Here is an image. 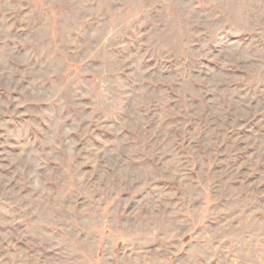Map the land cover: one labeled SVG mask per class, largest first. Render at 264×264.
Here are the masks:
<instances>
[{"label":"rangeland","instance_id":"obj_1","mask_svg":"<svg viewBox=\"0 0 264 264\" xmlns=\"http://www.w3.org/2000/svg\"><path fill=\"white\" fill-rule=\"evenodd\" d=\"M0 264H264V0H0Z\"/></svg>","mask_w":264,"mask_h":264}]
</instances>
